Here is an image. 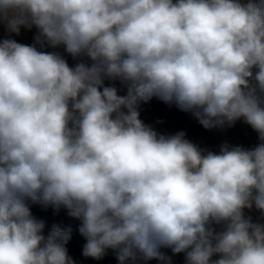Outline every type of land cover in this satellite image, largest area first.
Here are the masks:
<instances>
[{
  "label": "clouds",
  "instance_id": "1",
  "mask_svg": "<svg viewBox=\"0 0 264 264\" xmlns=\"http://www.w3.org/2000/svg\"><path fill=\"white\" fill-rule=\"evenodd\" d=\"M0 23L37 29L0 40V264H76L32 205L79 220L85 258L264 264V0H0ZM153 98L259 143L160 134Z\"/></svg>",
  "mask_w": 264,
  "mask_h": 264
},
{
  "label": "rangeland",
  "instance_id": "2",
  "mask_svg": "<svg viewBox=\"0 0 264 264\" xmlns=\"http://www.w3.org/2000/svg\"><path fill=\"white\" fill-rule=\"evenodd\" d=\"M36 34L37 29L35 27L31 29L21 27L19 35L9 33L4 24L0 23V40L11 38L19 43L32 45L35 43L34 37ZM42 50L49 52L59 51L67 59L70 66H74L77 62L64 52L63 47L58 49L46 47ZM109 83L111 82L105 81L106 85ZM115 86L122 89L118 81L115 82ZM125 91L122 89L120 94H125ZM140 118L145 124L152 126L160 134L174 135L179 131H184L186 139L200 148L217 153L221 144L225 142L230 146H241L244 148H253L259 143L258 134L243 119L238 120L231 127L205 129L191 113L182 112L175 105L169 106L157 98H153L150 102L141 105ZM31 210L34 216L45 221L46 227L43 233L45 236L48 235L53 225H59L62 228L71 226L72 237L67 244V248L69 255L76 261V264H118L112 250H109L107 255L100 260L82 256V248L86 240L78 232L80 221L69 217L67 210L61 208L56 211L52 207L43 209L39 205H32ZM245 212L246 215L252 217L253 221L264 222L259 210L253 208L251 210L246 209ZM163 251L172 257L173 264H185L184 253L173 255L170 249H163ZM217 258L216 256L213 257V259ZM147 264H160V262L151 260Z\"/></svg>",
  "mask_w": 264,
  "mask_h": 264
}]
</instances>
